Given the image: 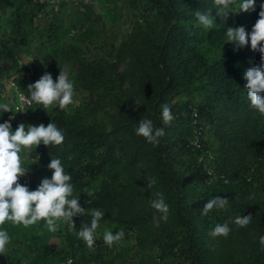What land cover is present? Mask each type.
Listing matches in <instances>:
<instances>
[{
    "label": "trees",
    "instance_id": "1",
    "mask_svg": "<svg viewBox=\"0 0 264 264\" xmlns=\"http://www.w3.org/2000/svg\"><path fill=\"white\" fill-rule=\"evenodd\" d=\"M127 2L133 9L141 3L154 14L133 17L129 33L116 47L89 59L83 52L88 33L63 47L62 27L52 17L45 32L47 45L29 80L19 76L18 61L5 46L8 41L0 39V81L11 76L29 98L31 84L46 73L55 81L66 64L74 88L83 93L71 114L57 104L51 109L47 125H57L63 143L30 149L33 168L49 165L52 158L61 160L72 176L73 196L85 209L73 217L75 230H66V243L74 252L85 251L77 232L82 225L90 226V210L96 208L104 212L99 222L107 230L115 234L123 229L126 238L134 235L136 252L156 250L154 264H264L259 243L264 236V115L251 109L244 78L247 70L261 65V54L251 50L250 41L241 48L226 36L229 27L251 30L231 26L212 0ZM23 4H32L35 16L42 18L43 12L58 11L31 0H0V18L14 8L7 20L10 32L21 34L20 23L27 17ZM235 9L233 5L227 11ZM196 10L212 11L211 29L196 26ZM260 10L256 8L257 16ZM165 103L174 117L168 125L162 120ZM42 107L32 103L29 109ZM9 115L0 111V123L9 122L15 131L19 125L8 121ZM141 119L164 129L158 145L136 135ZM152 178L156 183L149 187ZM85 188L93 190V196H87ZM157 192L169 206L167 221L151 207ZM214 197L229 204L203 215L204 205ZM247 214L251 223L238 227L235 218ZM217 224L229 226L227 237L209 235ZM36 239L31 238L33 243ZM99 243L109 248L103 236ZM95 260L101 262L102 257ZM66 261L59 247L48 241L36 246L26 262L16 258L10 264ZM81 261L86 263V258Z\"/></svg>",
    "mask_w": 264,
    "mask_h": 264
},
{
    "label": "clouds",
    "instance_id": "2",
    "mask_svg": "<svg viewBox=\"0 0 264 264\" xmlns=\"http://www.w3.org/2000/svg\"><path fill=\"white\" fill-rule=\"evenodd\" d=\"M256 0H212L214 6L221 16L226 17L227 9L237 5L238 11L249 12L254 10ZM259 18L254 24L251 33L241 27H229L226 31L228 42L244 47L250 41L251 50L261 54V65L253 66L246 71L244 78L247 81V96L250 107L255 112L264 115V3L260 5ZM237 11V12H238ZM212 11L196 10L194 15L197 21L196 26L211 29L214 24ZM28 103L42 105L46 110L53 104H58L61 110L73 104L75 91L74 84L64 71H60L59 76L54 81L51 74H44L34 84L28 88ZM24 97L21 96V100ZM136 103H138L136 101ZM0 111L3 113L12 111L9 103H0ZM162 120L168 125L173 119L171 109L167 103L161 105ZM136 135L156 146L160 138L165 135L163 128H155L151 119H141L136 129ZM64 141L63 132L53 122L47 126H31L25 128L21 123L15 131L12 130L9 122L0 123V225L6 221L15 225H22L25 228L43 221L44 228L48 232L55 233L57 224H67L70 229L75 230L73 217L85 212L80 206L79 197H74V186L71 183L72 176L65 172L61 160L51 159L48 165L52 171L51 179L44 178L36 190L30 191L27 186L19 183V178L27 174L28 168L22 166V150L31 149L32 146L38 147L43 144L61 145ZM156 183V179L149 180V187ZM87 196H93V190L83 189ZM157 197L150 201L151 207L157 212L162 213L160 217L167 221L169 206L165 203L162 193H155ZM91 201H89L90 203ZM228 201L223 198L214 197L209 199L202 210L203 215H207L211 210L224 209ZM90 226L82 225L77 232L79 239L83 240L86 246L91 249L95 244L96 232L100 227L99 221L103 218L104 212L93 208L90 210ZM251 214L237 216L234 223L238 227H245L251 223ZM230 228L227 224H217L213 231L209 233L212 237H227ZM124 230L116 232L105 230L103 241L108 247L120 242L124 238ZM10 237L6 230H0V254L6 252ZM259 243L264 249V236L259 237ZM67 264H72L71 259Z\"/></svg>",
    "mask_w": 264,
    "mask_h": 264
},
{
    "label": "rangeland",
    "instance_id": "3",
    "mask_svg": "<svg viewBox=\"0 0 264 264\" xmlns=\"http://www.w3.org/2000/svg\"><path fill=\"white\" fill-rule=\"evenodd\" d=\"M238 3L234 12L232 11L233 14L230 12L232 15L227 13L231 26L242 24L252 30L259 18L255 14V10L260 7L263 0H256L254 10L249 12L238 11ZM35 11L32 4H23L22 12L27 14V17L24 19V22L20 23L22 27L21 34L10 32L7 26V20L11 19L10 14L14 13V8L2 12L0 18V39L8 41L5 46L7 49H11L14 59L18 61L19 76L26 80L31 78L32 66L40 60V53L44 51L47 45L45 32L53 18H55L54 23L57 26H61L62 30H65V33L61 30V34L59 35L60 44L63 47L75 44L82 32L86 31L88 33L84 38L86 40L84 41L83 52L84 57L89 59L94 57L96 52L106 53L114 46L116 47L129 33L134 20L133 17L143 18L148 16V14H154V11L145 10L141 3H138L134 9L129 8L127 0H76L75 3L67 2L61 4L56 13H52L51 11L47 13L43 12V18H38V14L35 16ZM31 17L32 20L30 22L29 19ZM72 31H75V33L73 34ZM47 48L49 47L47 46ZM61 70L67 74L71 81V73L68 66L62 64ZM6 77H2L0 81V103H9L12 108L8 121L18 125L23 123L26 129L29 125L39 126L40 124H44L46 126L51 117V109L56 104H53L46 110L29 109L23 114L20 113L14 101L13 91H10L6 87V82L11 76ZM74 91L75 102L65 109L69 114L74 111L83 98V93L78 92L75 88ZM20 155L22 157V166L28 168L26 177H20V180L28 181L30 189L33 187V191L36 190L44 178L51 179L52 171L48 165L38 169L32 167L30 149L22 150ZM67 229H70L67 224L58 222L57 231L52 233L44 228L43 221L37 222V224L27 228L6 221L4 225H0V230H6L10 240L6 246V252L0 254V264H10V259L14 262L16 258L20 263H24L29 257L34 255L36 246L45 244L48 241L59 247V253L66 260L75 259L80 264H110L112 260V264H154L152 255L156 250L146 249L136 252L134 235L130 236V238H126L124 235V238L120 242L114 243L111 248L105 249L104 246L101 247L99 238L103 236L104 231L108 228L101 224L96 234L93 248L89 249L86 246L85 251L74 252L64 238ZM33 236L37 238L35 243L31 240ZM97 255L102 257L101 262L95 260ZM82 257L86 258V263L81 261ZM6 259L9 260L6 261ZM67 262L65 263L67 264Z\"/></svg>",
    "mask_w": 264,
    "mask_h": 264
},
{
    "label": "built area",
    "instance_id": "4",
    "mask_svg": "<svg viewBox=\"0 0 264 264\" xmlns=\"http://www.w3.org/2000/svg\"><path fill=\"white\" fill-rule=\"evenodd\" d=\"M31 1L33 3H38V4H48L51 7H53L54 10L56 11L58 9V6H59L60 2L65 1V2H74L75 3L76 0H31ZM263 3H264V0H263ZM41 16H42L41 14L37 15L38 18H41ZM6 87L8 89H10V91H13V96H14V99H15L14 101H15L17 110L20 113L23 114L25 111H27L31 107V104L28 103V97L18 90L17 84L15 83L13 78L8 79V81L6 82ZM21 96L24 97L23 100H21ZM22 177H26V175L22 176ZM19 183H21L24 186H27L29 188V190H30V184H29L28 181H26V180L21 181L20 178H19ZM109 248H111V247H109ZM71 261H72V259H71ZM72 264H73V261H72Z\"/></svg>",
    "mask_w": 264,
    "mask_h": 264
}]
</instances>
